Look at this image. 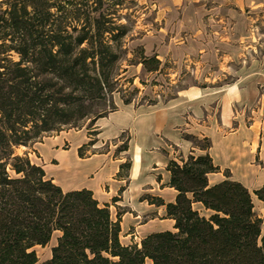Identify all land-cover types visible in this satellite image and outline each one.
<instances>
[{"label": "trees", "instance_id": "1", "mask_svg": "<svg viewBox=\"0 0 264 264\" xmlns=\"http://www.w3.org/2000/svg\"><path fill=\"white\" fill-rule=\"evenodd\" d=\"M94 10L81 11L77 0L0 1V264H264V219L253 194L229 179V171L227 180L210 185L209 175L220 168L209 153L169 162L175 201H148L166 206L174 229L131 245L122 243L120 215L114 219L109 205L87 189L65 192L28 153H16L82 120L94 126L107 116L90 117L88 107L115 90L127 27L103 13L93 17ZM139 54L147 72L161 71L157 57L143 48ZM204 141L199 148L208 152L211 142ZM254 195L264 202V186ZM55 233L51 258L40 263L36 248Z\"/></svg>", "mask_w": 264, "mask_h": 264}, {"label": "rangeland", "instance_id": "2", "mask_svg": "<svg viewBox=\"0 0 264 264\" xmlns=\"http://www.w3.org/2000/svg\"><path fill=\"white\" fill-rule=\"evenodd\" d=\"M93 2L77 0V5L83 12L88 7L97 9L92 12L93 17L103 13L116 25H125L127 36L122 39L124 54L116 67L115 90L106 101L88 107L92 111L90 117L108 115L125 106L170 107L179 92L193 87L217 93L219 97V91L238 84L242 102L234 107L235 115L243 118L248 128L259 112V117L264 118V0H182L177 7L173 5L174 0H103L101 6ZM141 48L147 57H157L161 61L159 73H149L138 64ZM125 100L130 104L125 105ZM193 114L191 112L190 117ZM82 130L88 131L90 145L82 147L80 157L110 147L108 143L97 150L91 149L97 133L91 126V119H85L78 122L77 127H66L59 133L46 135L32 148L20 147L16 153H28L33 163L46 166L47 177L65 192L75 190L77 132ZM187 136L192 137L191 143L196 149L206 144L204 138L186 134V139ZM119 141L120 149L127 145L128 136L123 133ZM45 143L46 146L53 143L52 149L58 155L46 164L43 151L37 150L43 149L40 144ZM112 144L115 146L114 142ZM169 151L175 157L180 155L174 147L169 146ZM119 152L116 150L114 157L119 156ZM125 163L122 175L126 174L131 160L126 158ZM259 179L264 180V174L263 177L250 176L248 183L257 186ZM117 203L112 214L114 219L121 215L124 245L139 243L146 234L169 228V224L144 203L130 197ZM195 208L207 215L199 205ZM255 211L264 219V208L258 202ZM59 236L55 233L47 246L36 248L40 263L51 258Z\"/></svg>", "mask_w": 264, "mask_h": 264}, {"label": "crops", "instance_id": "3", "mask_svg": "<svg viewBox=\"0 0 264 264\" xmlns=\"http://www.w3.org/2000/svg\"><path fill=\"white\" fill-rule=\"evenodd\" d=\"M174 1V7L182 2ZM216 94L193 87L179 92L170 107H120L98 119L93 126L97 139L91 149L97 150L108 143L110 147L87 157H80L79 149L89 144L88 131L77 132L75 190L91 191L100 205L110 206L111 213L122 198H133L152 208L151 212H156L162 221L169 224V228L150 232L141 240L153 233L173 231L174 221L166 217V206L158 207L148 201V197L161 198L168 204L176 199L177 192L169 187L167 166L178 156L169 151L170 146L184 157L192 153L196 156L209 153L214 164L220 168V172L209 175L210 185L227 180L225 171L228 170L229 179L242 183L253 194L254 205L258 202L264 208V202L254 195L264 186V180L259 179L257 186L248 183L250 176L258 174L263 177L264 174V118L259 117V112L248 128L244 119L235 115L234 107L242 102L240 85L233 84L219 91V97ZM191 112L194 114L190 117ZM123 133L128 136V143L119 149V138ZM186 134L209 139L212 144L210 150L205 152L194 148L191 141L185 138ZM40 146L43 149L37 150L43 151L45 164L58 157L52 149L53 143ZM125 146L127 150H123ZM114 150L120 151L119 156L114 157ZM126 158L131 160V164L126 174L122 175ZM43 168L46 171V166Z\"/></svg>", "mask_w": 264, "mask_h": 264}]
</instances>
